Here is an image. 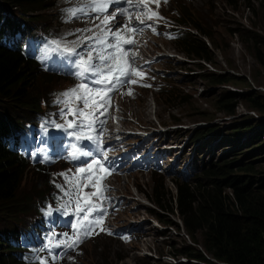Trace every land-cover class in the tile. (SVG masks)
Segmentation results:
<instances>
[{
	"label": "trees",
	"instance_id": "16d2710c",
	"mask_svg": "<svg viewBox=\"0 0 264 264\" xmlns=\"http://www.w3.org/2000/svg\"><path fill=\"white\" fill-rule=\"evenodd\" d=\"M251 1L222 0V3L238 12L242 5L253 6ZM257 2L262 31L246 29L240 37L247 38L248 52L264 68V0ZM53 3L54 0H0V223L1 219L5 220L0 226V264H39L40 260H46L47 254L53 255L55 247L45 246L50 239L56 243L59 234L49 232L47 220L52 215H60L69 206L74 209L62 183L48 184L47 171L38 163L40 150L34 137L38 130L46 132L33 117L44 110L43 103L48 101L50 89L56 90L51 86L53 76H56L44 72L32 58L24 56L17 41L11 40L16 33H21L27 46L33 38L43 39L41 31L35 29L40 25L32 19L39 17L41 28L49 30L47 17L50 13L40 11H47ZM184 20H191L208 40L183 34L175 40V49L195 63L196 69L186 65L184 69L194 73L203 69L197 77L207 87H217L211 94L214 110L224 116L235 115L238 102H242L258 117L245 115L235 119L219 137L220 143L227 144L226 151L222 149L219 157L202 163L192 181L174 182L175 193L163 184V176H153L158 185H150L152 188L143 194L157 210L152 207L146 210L165 227L179 229V223L184 227L191 244L184 243L170 254L183 255L195 262L179 264H264V176L257 174V166L264 164V91L253 89L248 80L237 73L208 71L201 62L215 64L213 50L224 49L226 45L219 41V34L214 37L206 31L203 23H197L190 11L185 12ZM8 32L10 36L5 39ZM57 66L60 67L58 72L65 71L63 65ZM191 75L187 77L193 79ZM41 78L44 80L42 87L39 86ZM61 78L64 80L65 76ZM239 84L247 91L225 87L240 88ZM192 97V94L180 95L175 89L174 96H167L165 103L167 107L180 105L189 108L187 113L191 114L198 110ZM207 110L199 112L204 115L203 119L209 120ZM179 120L180 117L172 116L173 122ZM20 124H24L26 130L20 131ZM214 131L211 126L198 128L193 134L194 140L218 137L212 135ZM52 151L48 147L46 156H54ZM31 164H34L32 171ZM59 168H56V174L62 182ZM27 174L36 183L31 194L23 187ZM30 233L35 239L34 248L30 245ZM148 258L152 264H160L159 260Z\"/></svg>",
	"mask_w": 264,
	"mask_h": 264
},
{
	"label": "rangeland",
	"instance_id": "374dc122",
	"mask_svg": "<svg viewBox=\"0 0 264 264\" xmlns=\"http://www.w3.org/2000/svg\"><path fill=\"white\" fill-rule=\"evenodd\" d=\"M83 1L84 0H55L53 4L47 7V11L40 12L50 13V16L47 17V23H50L49 29H56L58 30V32H64L77 25V18L75 17L69 20L68 16H66L65 14L56 16L57 13L56 15H54V13L56 12V8L64 7L66 4L67 6L77 7V5L83 3ZM187 1L190 2L191 5L194 6L198 11L197 17L195 18L196 22L203 23L206 31L213 34L214 37L219 34V41L222 45H226L224 49H220V47H218V49L213 50V54L215 56V64L209 65L206 63V68L208 70H214L221 73H237L240 76L245 77L253 89L257 88L261 91H264V68H261L257 64L255 58L248 52V48L245 43V39L247 38L245 36L242 38L240 37V35L243 34L246 29L257 30L259 32L262 31L260 23V10L258 9L259 4L257 0L251 1L253 3V6H255L254 11L252 10V5L250 8H248L246 5H242L237 9L238 12H233L234 10L228 9L227 6L222 3V0ZM32 20L34 21V23H36V25L42 26V22L39 17L33 18ZM234 31L237 32L234 33ZM196 32L200 34L198 31ZM137 35L147 37L148 35L154 34L150 29H142V32H138ZM200 35L203 36L204 32L201 31ZM172 36V34L160 33L157 35V38L155 40H152L147 44V53L155 52L157 49L156 54L161 57L159 65L165 71V73H167L165 74V81L171 86L165 85L166 92L161 93L158 89L159 85L161 84L159 82L154 81L153 87L151 89L139 84L134 91L137 98L134 99L131 104L130 115H132V119L134 120L131 123V126H140L143 124L149 126L147 130H150L151 127H153L152 129L161 127L159 126V124L165 126V130L159 133L158 137L161 136L160 140L175 145L176 149L174 150H177L178 147L181 146L182 149L177 150L176 152L172 151V154L174 152L177 155L179 154V163H181L182 165H192V168L190 170H194V165L200 166L202 163L210 161L213 157H219L222 154V149H225L224 151H226L225 147L227 144L220 143L219 137L222 136L223 133H225L226 129L229 128V125L235 119H239L245 115L249 116L252 114H250L251 110L245 107L242 102H238L235 115L224 116L222 113L215 111V108L211 105V94L215 91L213 89L217 87H207L205 83L199 77H197L198 73L203 69H199L197 73L188 71L186 70L187 68L184 69V65L192 68L193 70L196 69V67L194 66L195 63L187 60L182 53L175 57H166L168 56L167 52H176ZM189 74H192L191 76L193 77V79H189L187 77ZM61 77L62 75H59V78L57 76H53V83L51 86L54 89L56 88L55 92L61 89L60 93H63L74 87L75 84L72 81H68L66 84L62 85L63 79ZM40 81L41 83L39 86L42 87L44 82L43 78H41ZM48 84L50 85V83ZM172 86H174L175 88L173 87L174 89H172ZM239 86L240 88H237L236 86L229 87L227 85L225 87L240 92L247 91V89L242 84H239ZM175 89L179 91L180 95L185 93L192 94V101L193 99H195V106L198 107V110L190 114L187 113L190 111L189 108H183L180 105L178 107H176L175 105H170L167 107L165 98L167 96L173 97L175 94ZM53 92L54 90L50 89L49 96L52 95ZM55 97L56 95L51 98V104H53ZM151 104L154 105L153 108L150 107ZM125 106L127 109L128 104H126ZM71 107L74 108L75 104L72 103ZM201 109H208L207 116H209V120L203 119L204 115H201L199 112V110ZM172 116L180 117L179 122H173ZM65 118H69V115L66 113L64 116H60L58 120L62 121ZM96 118L97 122L91 129L81 125L80 118L75 121L77 128H68L64 126L63 129H55L57 128V123H55L54 120L52 121V130L44 135L45 140L53 143V146H57V140L62 137L59 134L60 131L67 130L69 135L67 132H63V143L61 144V150L59 154L57 153L56 159L53 160L52 163L42 165L47 170L46 178L50 184H53L54 180L56 184L59 183L56 174V168L54 167L55 165H60L63 168V173L67 174L69 177L77 175V169L85 166L82 165L84 161L83 155H79L76 159H73L72 155L66 153L69 152L68 150L70 149V147L72 148L71 152L74 151L73 145H75L76 148L79 147L76 139H68H70L69 136H72L75 132H79L81 134H97L100 131L101 137H103L105 131L104 128L106 127L105 115L104 113L103 115H101L100 112H97ZM99 121H103V123L101 124ZM87 122L88 121L85 120L84 124H87ZM210 126L215 128V131L212 133V135L217 134L218 137L205 140L201 139L198 141L194 140L193 134L198 128ZM19 130H26V126L24 124H20ZM81 136L83 137V135ZM89 136L90 135L85 136L87 140H89L87 138ZM91 137H95L100 140V137L98 136ZM67 140L69 143L67 142ZM40 148L43 151L44 144H42ZM97 148L98 146L97 144H95V147L93 146V148L88 147L87 151L92 152L93 157L94 155L101 157L100 159L102 160L104 167L109 170L110 174H108V176H106V179H104L103 181V183L107 186V183L115 180V178L117 177V171L115 169L110 170L109 167H106V164L108 163L106 161L107 152L102 147H100L99 151L97 150ZM109 150L110 149H108V151ZM101 151L103 155H101ZM81 152H84V150L82 149ZM66 155L68 156V158L66 157ZM66 158L70 163H73L75 165L64 164L66 163ZM44 160L46 159L42 157L40 162L44 163ZM92 160L93 158L90 160V162ZM170 163L172 162H167L165 165H168ZM30 167V171L34 170L33 165H31ZM112 168L114 167L112 166ZM168 169L169 175H167V177H164V184L169 186V189H171L172 192L175 191V186L173 184L174 181L188 183L191 180L190 179L186 182L181 180L179 176H185L187 174V172L182 171V168L180 169V171L176 172V168L172 167V165H169ZM124 170L126 169H121V171ZM60 174H62V170ZM125 174L128 175L129 179L128 181L125 180V185L123 186L129 185L128 188L129 190H131V194L134 199L125 198L128 201L127 207L122 208V211H116V214L111 213L112 219H110V223H108L105 222L107 215L106 200L96 199L95 197H93L95 203L97 205H101L102 208H104L103 213L98 215H96L97 213L94 214L95 216H103L102 224L96 227L98 238H87L89 242L86 245L82 246L81 248L77 246L70 249L68 253L63 254L62 258L65 260L66 264H78L80 254L86 252L87 249V264H94L96 261L100 264H147L148 262L152 264L153 262L149 258H146L150 256L145 254L147 250L152 251L154 248V250H156V252L158 253L171 252L176 249L179 250L184 243L191 244L190 239L186 235L184 227L182 228V225L178 220L177 222L179 223V229H177L175 226L163 227L160 225V227H157L155 224L156 220L152 218L146 210V207H148L149 204L144 199V196L140 191H144L145 187L149 188L150 190L152 188V186L151 188L149 187L150 185H156L157 183L155 182V178H144V176L143 178L138 177V174H134L133 169L126 170ZM177 174L179 176H177ZM257 174L261 177L264 176V164L257 166ZM99 175H102V171L99 173ZM117 181L118 179L115 183H117ZM63 186L69 193L76 191L75 187L72 184H69L64 177ZM123 186H120V188H122ZM23 187H25L24 191L26 193L29 192V194H31L33 191H35L34 189L36 187V183L34 181V178H32L29 174H27V176L25 177ZM97 189H99V183H97ZM134 190L137 192L136 195H133L132 193L134 192ZM93 191L94 189L91 187L83 189V192L85 193H91ZM63 214L68 215L64 211ZM84 215V212L79 213V217H83ZM114 216H117V219H115ZM75 218H78L77 212L75 213ZM176 219H178L177 216ZM4 222L5 220L1 219L0 226H2ZM139 222H144L146 223V225L143 227L142 224L136 225ZM101 225H103L104 229L102 232L99 229ZM129 227H137L138 233H142L144 237H141L139 239L135 235L130 236ZM105 230H110V232L106 233ZM159 234L165 236H159ZM99 238L105 243L96 245L99 241ZM135 243H138V246H136ZM100 249H102V251H100ZM94 252L96 253L95 255L93 254ZM141 255L147 256L144 258ZM151 258L157 259L153 256Z\"/></svg>",
	"mask_w": 264,
	"mask_h": 264
},
{
	"label": "snow or ice",
	"instance_id": "6c2138e0",
	"mask_svg": "<svg viewBox=\"0 0 264 264\" xmlns=\"http://www.w3.org/2000/svg\"><path fill=\"white\" fill-rule=\"evenodd\" d=\"M166 2V0H165ZM126 3L127 8H121L119 13L98 15L96 19L100 20V24L97 28H100L101 35L95 37L96 43L103 45L105 49H113L110 53H105L104 50L93 49L87 52L86 59L81 57L76 67L79 71L76 75L80 78H85V74H89L87 77L88 83H81L77 87L69 89L60 94L61 100L66 107H69L71 115L80 118V124L84 127L91 129L97 122L96 113L103 108H106L111 101V93L127 84L139 83V79L144 76L143 70L135 66L136 53L125 50L124 45H134L135 40L131 37H126L127 33L135 34L138 31L142 32V29L132 26V20H137L140 24H145L146 21L160 20L158 11L152 9L151 4L155 3L159 7L160 0H84L82 7L70 8L64 10L68 19L71 20L78 16V14H88L94 11L98 14H104L112 4ZM142 9V12L133 14L129 11V8ZM117 15H124L127 17V22L120 26L116 20ZM117 24V29L113 30L110 25ZM103 25V27H101ZM150 26V25H149ZM86 31H91L87 29ZM113 38V42L108 41V37ZM92 39V37H89ZM59 47V45H57ZM65 52L73 53V48H65ZM93 51L96 52L95 57ZM94 61H98L95 63ZM135 77V78H134ZM99 86V87H97ZM131 95V91L128 93ZM75 102L78 106L71 107ZM82 105V106H81ZM103 115V112H100ZM87 120V124L84 121ZM101 124L103 121H99ZM76 123L69 121L67 123L68 128L76 127ZM57 127H62L57 125ZM83 137L76 135V139L79 141ZM89 140H94L97 143V150H100V142L95 137H87ZM74 151L72 152V158L76 159L79 155L92 156V152H81L73 145ZM101 155H103L101 151ZM104 175H99L100 172ZM110 174L109 170L104 167L101 159H93L90 163L82 168L77 169V175L69 177L64 175L65 180L72 184L76 191L68 193L75 197L77 204V223L74 225V234L68 237L65 233L66 239L60 240L53 244L52 240H49V244L45 247H61L75 248L82 242L83 238L91 236L95 233V228L102 224L103 216H95V213H102L104 210L101 205H97L93 200L106 199L104 192L107 191L106 185L103 183L106 176ZM97 183H99V189H97ZM91 187L94 189L91 193L83 192L84 188ZM84 212L83 217H79V213ZM101 230H103L101 228ZM55 235V234H53ZM57 257H53L56 259ZM39 264H47V261L40 260Z\"/></svg>",
	"mask_w": 264,
	"mask_h": 264
},
{
	"label": "clouds",
	"instance_id": "9594fccd",
	"mask_svg": "<svg viewBox=\"0 0 264 264\" xmlns=\"http://www.w3.org/2000/svg\"><path fill=\"white\" fill-rule=\"evenodd\" d=\"M180 19H179V26H181L180 28H179V30L180 31H182V35L183 34H193V35H196V36H200V38H204V39H206V41L208 40L207 39V37L205 36V35H200V34H198L196 31H195V27L193 26V24L191 23V20H185V21H183V20H181V17H179ZM183 27H185V28H183ZM201 32V31H200ZM206 37V38H205ZM176 40V39H175ZM175 42V41H174ZM173 42V43H174ZM174 48H175V45H174ZM155 52H157V49H156V51ZM167 53H169L170 55L169 56H166L167 58H169V57H171V52H167ZM180 54V53H179ZM145 55L146 56H150V53H147V52H145ZM159 58H160V60H159V64H160V61H161V57L159 56V55H157ZM186 58V57H185ZM187 59V58H186ZM187 60H189V59H187ZM190 61V60H189ZM202 64H205V66H206V63H204V62H201ZM158 69H160V72H159V74H163V75H165V74H167V73H165V71L160 67V65H159V67H158ZM166 77V76H165ZM171 86V85H170ZM172 89H174L173 87H172ZM164 92H166V91H164ZM161 93H163V92H161ZM126 104H128V108H131V106H130V103H126ZM125 104V105H126ZM126 107V106H125ZM250 114H252L253 116H256V117H258L256 114H255V112H253V111H251L250 112ZM176 124H180V123H176ZM154 136H156V135H154ZM153 136V137H154ZM158 137V136H157ZM159 138V140H160V138H161V136H159L158 137ZM181 147V146H180ZM182 148V147H181ZM174 149H172V151H173ZM169 157H170V159H172V158H174V155H169ZM168 165H172L173 167H175L174 165H180V166H182V164L181 163H177V164H175V162L174 163H170V164H168ZM187 167H188V169L190 170L191 168H192V165H186ZM195 166V169L194 170H192V171H195V172H197V170H198V168L200 167L199 165H194ZM177 172V171H176ZM167 175H169V169H167V171H166V173L165 174H162L161 176H163V177H167ZM177 176H179L178 174H177ZM180 177V176H179ZM193 178V177H192ZM192 178H191V180L190 181H192ZM182 181H184L183 179H181ZM189 181V182H190ZM174 182H178V183H182V182H179V181H174ZM173 182V184H174V186H175V183ZM186 182V181H185ZM163 184H164V180H163ZM165 185V184H164ZM167 186V185H166ZM168 188H169V186H167ZM171 190V189H170ZM144 191H149V188H146L145 187V190ZM175 191H176V189H175ZM175 191L173 192V193H175ZM142 194H143V191H140ZM125 193L128 195L129 194V196H131V197H133L132 196V194H131V191L129 190V188L127 187L126 189H125ZM126 195V196H127ZM134 195V194H133ZM143 196H144V194H143ZM144 199L147 201V203L149 204V206L148 207H152V208H155V206L153 205V204H151V203H149V201L146 199V197L144 196ZM173 202H174V198H173ZM146 209H147V207H146ZM156 209V208H155ZM157 210V209H156ZM177 215V214H176ZM153 218V217H152ZM156 220V219H155ZM157 221V220H156ZM155 221V222H156ZM157 222H159V221H157ZM156 224V223H155ZM146 225V223H142V227L143 226H145ZM160 225L161 226H163V227H165L164 226V223H162V222H159V224H156V226L157 227H160ZM182 228H183V226H182ZM164 234V233H163ZM159 236H165V235H162V234H159ZM144 237V236H143ZM165 240H167V239H165ZM101 242L99 243V244H104L105 242L104 241H102V240H100ZM135 245L136 246H138V243H135ZM100 251H102V249H100ZM87 252H88V249H87V251L86 252H83V254H82V256L80 255V257H79V260H78V264L80 263V264H87V260H88V256H87ZM94 255L96 254L95 252L93 253ZM145 254H147V255H150V256H148V257H154V258H157V260H161L160 262V264H179V263H182V262H187V261H192V262H195V260L194 259H190V258H186V257H184L183 255H174V254H170V252H160V253H158V252H156V250H154V248H153V250L151 251V250H147V252L145 253ZM147 255H141L142 257H146ZM96 256H100V255H96ZM148 257H146V258H148ZM212 260V259H211ZM94 264H100L99 262H95ZM148 264V263H147Z\"/></svg>",
	"mask_w": 264,
	"mask_h": 264
},
{
	"label": "bare ground",
	"instance_id": "6f19581e",
	"mask_svg": "<svg viewBox=\"0 0 264 264\" xmlns=\"http://www.w3.org/2000/svg\"><path fill=\"white\" fill-rule=\"evenodd\" d=\"M196 31H198L200 34H201V32L198 30V29H195ZM28 36V35H27ZM30 40H31V38H30ZM166 52V51H165ZM177 55H179V52L176 50V52L175 53H172L171 54V57H175V56H177ZM57 66V65H56ZM58 71H60V67H58L57 66V68H56V72H58ZM209 71V70H208ZM61 92V90L59 91V93ZM151 108H153L154 107V105H152L151 104V106H150ZM171 108H174V107H171ZM155 109V108H154ZM61 121V120H60ZM139 121V120H138ZM136 122V121H135ZM122 127V124H119L118 125V128L120 129ZM147 128H149V126H146V125H144V127H143V130L144 131H149V132H144V131H142V133L141 134H143L141 137H144V135L145 136H147V137H149L150 135L152 136V135H155L156 134V128H154V129H152L153 127H151L150 128V130H147ZM35 137V136H34ZM33 138V137H32ZM33 140V139H32ZM144 140H146V139H144ZM108 143H109V145L110 144H114V143H112V142H109L108 141ZM122 144V143H121ZM136 144V143H135ZM135 144H131V143H128V145H132L133 147H135ZM53 152V151H52ZM131 152V151H130ZM50 156V155H49ZM50 157H52V156H50ZM101 158V157H100ZM180 161V155H178L177 157H176V159H175V164H177L178 162ZM173 167V166H172ZM143 222H139V223H137L136 225H139V224H142Z\"/></svg>",
	"mask_w": 264,
	"mask_h": 264
}]
</instances>
